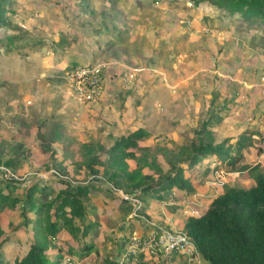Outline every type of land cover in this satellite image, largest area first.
Listing matches in <instances>:
<instances>
[{"label":"rangeland","instance_id":"rangeland-1","mask_svg":"<svg viewBox=\"0 0 264 264\" xmlns=\"http://www.w3.org/2000/svg\"><path fill=\"white\" fill-rule=\"evenodd\" d=\"M7 7L11 10L8 14L11 25L20 28L17 30L22 38L14 39L13 45L9 48L0 45V146L8 145L11 150L19 144L17 141L22 140L23 136L15 134V130L25 126L26 121L38 124L40 117L47 116L52 111L59 114L66 110L67 107L62 106L61 95L62 85H66L63 76L71 70L70 63L82 65L97 61L105 65L103 70L106 73L103 71L101 76V91L95 100L85 104L70 95L74 102L91 110H93L90 108L91 104L104 95L100 110L95 113L97 116L91 112L85 116L99 126H104L107 119L119 115L121 110L128 117L130 114L134 115V106H125L124 102L120 104L117 96L118 90L126 88L119 84L121 74L133 70L135 77L143 69L166 74L168 80H165L163 85L168 90V98L159 99L155 94L150 101L147 99V102H143L140 106L144 103L148 104L138 111L141 123L146 124L145 128L150 133L149 137L142 140L143 146L149 148V155L163 168L165 162L158 148H170L182 143L186 137L192 136L193 130L198 128L201 120L207 116L209 98L206 96L208 92L211 93V86L208 87L204 79L203 89H197L198 91L193 94L195 99L202 98L198 103L195 101L197 104L194 105L191 95L186 93L189 88L179 92L170 83L173 77L179 75L176 71L182 70L183 73L200 71L193 77L198 82L203 71L210 72L209 83L210 78L214 76V81L211 80L213 81L211 90L214 92L211 94L217 96L219 91L225 90L230 94L225 99L233 97L231 94L236 91L240 78L245 82L244 77L249 81H255L251 82L253 88L258 87L256 80L262 81L261 98L257 102L263 100V103L251 104L252 91L248 100H245L244 88H241L243 91L237 92L232 102L225 107L219 108L217 102L220 100L215 98L217 100L211 107L215 116L210 128L216 139L235 138L243 130L246 132L254 128L257 120L262 118L261 114L264 117V68L259 69L256 66V64L259 67L264 66V23L243 22L237 15H230L207 1L193 5L189 0H114L109 5L106 0H9ZM86 22H89L91 27L85 25ZM102 25L104 28L101 27ZM7 30L18 32L14 27ZM1 32L5 33L0 28V35ZM117 33L120 36L119 43L111 46L103 44L108 37L111 40ZM99 46L101 50L94 53L93 50ZM123 54L126 56L122 57ZM225 77L231 78L232 82L225 84V80L223 83L222 79ZM105 78L108 82L115 83L106 84ZM156 84L158 83L154 80L151 87H156ZM163 85L161 84L160 88ZM161 91L163 92V88ZM255 104L259 109L253 110L254 112L249 110ZM74 110L69 108L67 117L64 115V121L73 125L75 131L81 132L80 127H74L79 122ZM55 117L61 120L62 114ZM110 121L114 122L113 119ZM30 138L32 139L27 137V142L20 146V151L23 150L27 155L26 159H29L26 162L28 171L22 175L6 171L10 174L9 178L18 182L19 187L23 186L26 180L29 181L28 174H35L33 175L35 178L42 180L51 177L48 175L49 172L45 174L44 171L49 161L46 159L36 161L33 158L32 153H36V145ZM251 140L252 144L249 147L236 145L240 155L243 156L242 164L239 162V166L264 164V137ZM242 142L244 145L249 141L244 139ZM69 162L75 163L73 167L75 172H66L64 175L56 172L57 176L66 178L70 182L81 181L82 178L76 170L78 160L71 159ZM213 166L214 163L209 164L210 168H214ZM71 170L70 168V172ZM2 172L5 171L0 166V177L6 178ZM191 183L194 184L195 195L190 196L189 200L180 193L174 198V204H165L168 205L165 206L166 210L154 205L155 215L171 219L170 226L175 231H181L179 226L183 217L178 211L183 214L185 205L199 212L202 206L221 192L224 183L247 188L251 185V180L244 175L224 174L220 169H212L204 178H192ZM117 192L119 197L120 192ZM16 193L19 194L18 190ZM97 198L106 200V203L112 206V212L103 209L105 216L99 211L100 218L95 219L96 225L91 230L89 242L93 243L97 252L79 257V243L60 229L54 235L56 244L61 249L56 264H104L103 258L116 254L124 238L126 241L131 236L144 235L147 226L142 218L161 226L168 224L159 223L147 215L144 211L145 204L141 201L136 205L137 207L129 202L131 204L129 215L135 218L128 216L123 220L121 210L118 209L119 218L110 219L116 214L114 212L116 209L113 207L118 198L115 196L111 201L98 191L85 201L86 216L90 220L94 219L91 210L98 214L95 211ZM168 199L170 201L172 197ZM6 211L0 215V226L6 234L11 235V240L1 251L3 262L9 264L14 257H19L26 251L29 227L23 228L17 212ZM135 220L138 226L134 229L137 230L128 231L127 223L136 224ZM164 227L170 228L166 225ZM65 243L73 248L69 254L66 252ZM56 254H58L56 248H48L47 256L50 259H55ZM121 256L119 258H123L121 262L124 264H141L140 256L134 261H126L125 253ZM162 262L163 264H201L200 261L187 260L178 253H169L167 257L160 255L151 264Z\"/></svg>","mask_w":264,"mask_h":264},{"label":"trees","instance_id":"trees-1","mask_svg":"<svg viewBox=\"0 0 264 264\" xmlns=\"http://www.w3.org/2000/svg\"><path fill=\"white\" fill-rule=\"evenodd\" d=\"M106 1L110 5L114 0ZM189 1L193 5L207 1L230 15H237L243 22L264 23V0ZM8 3L9 0H0V28L5 31L1 32L0 45L9 48L13 45V40L22 38V35L18 31L20 28L11 25ZM12 27L18 32L7 30ZM73 67L75 66L69 68ZM211 97L207 116L193 130L191 137H186L182 143L170 148H158L165 168L149 155L148 147L138 145V141L147 138L150 133L137 128L120 136L108 147L98 142L80 144L78 155L85 181L70 182L54 174L49 183L34 177L19 188L18 182L13 178L0 177V211L17 212L21 225L29 227L26 251L19 257H14L9 264H56L61 249L56 244L54 235L60 229L79 243V257L88 253L95 254L97 250L89 241L97 216L91 210L94 219H88L85 205V201L95 195V192L101 191L112 199L115 196L114 190H119L144 204L161 198L165 190L175 189L182 195H189L195 192L191 177L204 178L210 170V163H214L211 171L219 170V165L222 166L223 173L244 171L253 183L247 188L224 183L221 192L206 206H202L198 215L184 218L180 230L194 243L201 264H264V164L239 166V150L225 144V141L215 140L210 126L215 116L211 106L217 96L214 94ZM241 136L244 138L240 137L238 146L246 139V135ZM127 160L133 161L132 167L127 164ZM1 165L5 170L16 173L14 159L3 160ZM95 176L98 181H94ZM53 182H57L59 187L53 188ZM174 197L176 195L172 196ZM118 207L124 218L129 213L131 204L127 200H121ZM10 240L11 235L6 234L0 226V264H8L3 262L1 250ZM127 241L125 238L122 240L116 254L103 258L104 264H124L120 260L125 253ZM50 247L56 248L58 254L54 256L55 259L47 256ZM65 248L68 254L73 251L68 243H65Z\"/></svg>","mask_w":264,"mask_h":264},{"label":"crops","instance_id":"crops-1","mask_svg":"<svg viewBox=\"0 0 264 264\" xmlns=\"http://www.w3.org/2000/svg\"><path fill=\"white\" fill-rule=\"evenodd\" d=\"M85 25L90 26L89 22H86ZM101 27L104 28L103 25ZM100 31H102L101 28H100ZM118 34L119 33H117L113 37V39H111V40L108 37L109 39L107 38V40L103 44L106 46H111V44L119 43L120 40L118 38H120V37L118 36ZM100 46H102V45H100ZM100 46H99V48L96 47L95 50H93V52L96 53V51H100L101 50ZM125 56L126 55L123 54L122 57H125ZM74 65H76V64L70 63V66H74ZM256 66L259 69L264 68L263 65H261L259 67V65L256 64ZM197 68H198V66L196 67V69ZM104 72L106 73L105 70H104ZM199 72L200 71H194V70L190 71V72H186V73H183L182 70L176 71V73L179 75L178 76L176 75L175 77H173L171 79V82L169 81L172 85H174V87H176L178 89L179 92H183L185 88H189V89H187L186 93H189V96L191 95L190 98H192V103L194 105L197 104L198 100H201V98H202V97H198L195 99V98H193L194 97L193 94L197 89H199V90L203 89L204 86H202V85H205L204 79L207 82L206 85L208 84V87L211 86V89L213 88L212 85H213V81H214V76H213V78H210L213 81L210 80V83H209L208 77H211L210 72L203 71V72H206V74H203V72H202V74L199 77V82H198L193 77L195 74H199ZM167 77L169 78V76H167ZM222 77H223V75H222ZM220 79H222V78H220ZM233 79H234V77H233ZM244 79L246 80V82L241 81V78L239 79V84H237V89L239 88L240 90L236 89V91L233 94H231L233 96L232 98L225 99L226 96H228V97L230 96V94L227 93L225 90H223V92L219 91L217 93L218 94L217 98L220 100L217 102V105L219 108L225 107L228 105L229 102H232V100L234 99L237 92L243 91L241 88H244L243 92H245V100H248V96L250 94V91H252L253 93H252L251 104L255 103V102L257 104L261 103V102L263 103V100H261V102H257V100L261 98V92H262L261 90L263 88L262 87L263 86L262 81L256 80L258 83L257 84L258 87L253 88L251 82H255V81H252V80L249 81V80H247L246 77H244ZM154 80L156 83H158V84H156V87L158 89L156 87H151V83ZM165 80H168L166 78V74H164L160 71H158V73H156L155 71L149 72V70H147V69L140 70V72L136 74V76L134 77L132 82H130L128 85H126V88L122 89L123 91L122 90L117 91V96H118L120 104L124 102L125 106H128V107L130 105L134 106V108H135L133 111L134 115L130 114V116L128 117L126 115V113H124V111L121 110L119 115H117V116L114 115L111 117V119H113L114 122H111L110 121L111 119L110 120L107 119L108 121L104 124V126H99V124H96L95 121L88 120L85 117V116H88V113H90V112L93 114L99 112L100 107H101L100 104H102L101 99L104 95L100 96V98L98 99L99 101L97 100L96 102L91 104L90 108H93V110H91V109L85 108L84 106L74 102L73 97H71L68 94V91H67V88L65 87V85H62V95H61L62 96V103H63L62 106L67 107L64 112L59 113V114H62V119L60 120L59 118H56L55 116L59 115V114H57L56 112L53 113V111H52V112H50V114H47V116L40 117L38 120V124H35L33 122L28 123V121H26L25 126H22L20 129L15 130V134H19V135L23 136L22 140L17 141V142H19V144L15 145V147L11 150H10V148H8V145H6V146L3 145L4 147L0 146L2 149V150H0V166H2L1 163L3 160L14 159L15 164H16L15 172L19 175H22V173L27 172L28 166H27L26 162L29 159H26L27 155L23 150L20 151V148H21L20 146L27 142V137H32V139L30 138L31 142H34L36 145V153L35 154L32 153L33 158L36 161L40 160V159H42V160L46 159L47 161H49V163H48L49 165H47L44 169V171H46L45 174H48L47 172H49L51 169L57 173L61 172L63 175L66 174V172L67 173H74L75 171L73 170V167H74L75 163L70 164L69 160L75 159V160H78V167L76 170L78 171V174L82 178L81 181H85L84 172L81 170V166H80V162H79L80 157L78 155V148H79L80 144L86 143V142H98V143L103 144L105 147H108L120 136H123L129 132H132L133 130H135L137 128H143V129L147 130V128H145L146 124H142L140 121V115H139L138 111L141 107L143 108L148 103H144L142 106H140V105L143 102H147V99H149L148 101H150V99L155 94L159 96V99L162 98V99L166 100V98H168V96H167L168 90H167V88H165L166 86L163 85L164 84L163 82ZM225 80H226L225 84L232 82L231 78H229V77L228 78L225 77L224 79H222V82L224 83ZM105 83L111 84L112 82L111 83L108 82V80L105 78ZM114 83H112V84H114ZM161 84L163 85L161 87V88H163V92L161 91V88H160ZM127 86H130V87L127 88ZM260 87H261V90H260ZM211 89H210L211 93L214 92ZM174 91H175V89H174ZM211 93L208 92V96H206L209 98V101H208L209 107H210V100L212 98L211 95H214ZM198 94H200V93L198 92ZM200 96H201V94H200ZM123 97H125V98H123ZM178 97H179V94H178ZM173 98H174V96H172V99ZM221 98H222V100H221ZM131 100H133L132 103H131ZM195 101L197 103H195ZM86 106H88V105H86ZM128 107H126V108L128 109ZM69 108L75 109L74 112L76 113V115H78L80 123L77 122V124L74 125V127L75 128L80 127L79 129L81 130V132L75 131V129L73 128V125H70L69 122L66 121V123H65L64 115H65V117H67V111L69 110ZM257 109H259V107L256 106V104H255L254 107L250 108L249 110L256 111ZM95 116H97V114H95ZM261 116H262V118H259L257 120L256 126H254V128H251L246 132H245V130H243L240 133L238 132L239 134L237 136H235V138L229 139L228 137H224L221 139L215 138V140L216 141H220V140L225 141L226 142L225 144H229L233 148H235L237 143L241 142L240 139L243 137L241 135H246V139L248 138L249 142H247V144H244V145L242 144L241 146H248L249 147V145L252 144L251 139L256 138L258 140L259 138L261 139L262 137H264V117H263V114H261ZM256 117H258V114H256ZM80 119H82V120H80ZM149 136H150V134H149ZM214 137H215V135H214ZM142 140L140 139L138 141L139 146H143ZM73 146H74V148H73ZM5 151L7 153H5ZM242 161H243V156H241L240 163ZM126 162L130 167L133 166L132 160H127ZM216 163L218 164L219 161H217ZM222 165H223V163H222ZM218 167H220V169L222 168V166H220V165ZM70 168L72 169L71 172H70ZM144 171H146V170H144ZM210 171H211V168L208 171V173ZM221 171L223 172L222 169H221ZM224 174H227V173H224ZM234 174L235 175H244L248 179L251 180V184L253 183L252 179L249 178L244 173V171L235 172ZM28 175H29L30 179H29V181L26 180L25 183L23 184V186H25L28 182L33 180V178H34L33 175H35V174H28ZM48 175L51 176L48 180H42L39 178H34V179L49 183L51 181V179H53L54 174L49 172ZM56 175H58V174H56ZM192 178H195V177H191V180H192ZM94 181H98V177L95 176ZM225 184H227V183H225ZM55 185H57V186H55ZM100 185L102 186L103 183H100ZM20 186H21V184H20ZM23 186H21V187H23ZM52 186H53V188H57V187H59V184L57 182H53ZM192 186L194 187L193 183H192ZM21 187H19V188H21ZM117 191H119V190H114V195L118 198V201H117V203H115V206L113 207L114 209H116V211L114 210V212L116 214H113L112 218H110L113 220L116 218H119L120 214L118 215V213H119L118 212V209H119L118 204L120 203L121 200H124L122 198L123 193L121 191H119L120 192V195L118 194L120 197L119 198L117 196V193H118ZM98 192H101V191H98ZM179 194L180 193L175 189H172L169 191L168 190L163 191L161 198L150 200V201H148L147 204H145V210H144L145 213L147 215H149L151 218L159 221V223H163V222L166 223L167 222L168 224H165V225L172 228L170 226V225H172L171 219L160 218L158 215H155V211L153 209H154V205H157V206H159V209L163 208L164 210H166L165 206H168V205H165V204H170V205L174 204L173 200L175 197L170 199V201H168L169 200L168 198H170L174 195L177 196ZM193 195H195V192L191 193L189 195H183L182 197L188 199V198H190V196H193ZM115 196L112 199H110V198H108V199L112 201L113 199H115ZM124 201H126V200H124ZM95 202H96L95 211L98 213L97 214L98 216L96 215L97 218H100L99 211L101 213V212H103V209H108L109 212H112V206L109 205L108 203H106V200L103 201V200H100L99 198H97L95 200ZM166 202H168V203H166ZM206 205H204V206H206ZM3 211H6V210L0 211V215ZM8 211H6V212H8ZM178 212H179V215L181 217H183V220H184V218L187 217V215H183L180 212V210ZM103 213L105 216L106 213L105 212H103ZM28 216H31V214H28ZM128 216H130L129 213L126 214L124 218L123 217H121V218L123 220H126V218ZM130 217L135 218L132 216H130ZM183 220L180 221L181 224H180L179 228H181ZM135 223L136 224L131 223V222L127 223L126 228H128V231L137 230V229H134V228H137V226H138L136 220H135ZM27 227H23V228L26 229ZM28 230H29V228H27V231ZM28 233H29V231H28ZM28 236H29V234H28ZM28 239H29V237H28ZM4 246L2 247L3 249H4Z\"/></svg>","mask_w":264,"mask_h":264},{"label":"built area","instance_id":"built-area-1","mask_svg":"<svg viewBox=\"0 0 264 264\" xmlns=\"http://www.w3.org/2000/svg\"><path fill=\"white\" fill-rule=\"evenodd\" d=\"M104 66L103 63L96 61L76 65L71 68L63 76L66 80L65 87L67 88L68 94L72 95L75 100L85 104L95 100L101 91L100 83ZM133 76V70L121 74L119 76V84L122 86L128 85L134 79ZM6 171L3 175L9 178L8 176L10 174L6 173ZM49 172L56 174L52 169ZM122 198L134 206L139 205V201L134 197L123 194ZM184 207L182 212L187 216H196L199 214L196 209L191 208L189 205H185ZM142 219L147 226V230L143 236H131L128 238L125 246L126 261H134L135 258L140 256L141 264H151L157 260L158 256H166L172 252L182 255L187 260L200 261L194 243L184 232L175 231L171 228L152 223L145 218ZM121 261H123V258H121Z\"/></svg>","mask_w":264,"mask_h":264}]
</instances>
